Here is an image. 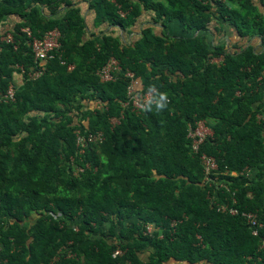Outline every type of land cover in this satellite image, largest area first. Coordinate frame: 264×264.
Here are the masks:
<instances>
[{
  "label": "trees",
  "instance_id": "16d2710c",
  "mask_svg": "<svg viewBox=\"0 0 264 264\" xmlns=\"http://www.w3.org/2000/svg\"><path fill=\"white\" fill-rule=\"evenodd\" d=\"M239 2L91 0L98 23L127 30L150 9L157 23L183 27L175 38L147 29L127 44L112 32L85 39L69 0H0V28L19 19L0 34V93L16 85L14 101L0 104V264H264V228L253 234L240 214L264 217V51L208 38L216 16L264 40L257 6ZM61 3L69 9L59 16ZM26 26L39 37L58 28L61 48L17 85V65L34 64ZM7 32L14 42L1 40ZM111 56L140 79L139 93L152 84L168 92V109L124 106L129 78L96 73ZM203 120L213 133L195 154L189 133ZM77 130L102 138L81 153ZM202 153L216 158L219 179L205 180Z\"/></svg>",
  "mask_w": 264,
  "mask_h": 264
},
{
  "label": "built area",
  "instance_id": "2783aa9c",
  "mask_svg": "<svg viewBox=\"0 0 264 264\" xmlns=\"http://www.w3.org/2000/svg\"><path fill=\"white\" fill-rule=\"evenodd\" d=\"M227 1V0H222ZM123 14V13H122ZM24 31H27L29 36V44L31 46L32 52H33V65H30L28 69H25L22 64H18V68L20 69V72L22 75L26 73L29 78L35 79L38 76L41 75L43 71H45L46 63L49 60H52L54 57H56V54L60 51L61 48V31L58 28L52 29L44 33L43 36L39 37L37 35H34V33L31 31L30 27L26 26L23 27ZM2 41H5L7 43H12L15 41L14 35L12 32H7L4 34L1 38ZM224 58V56H220L217 58L211 59L213 62L218 63ZM73 68V65H68L67 69L71 70ZM96 73L99 76L101 81H110L115 80L118 73H124V75L129 78V85L127 87V96H128V102H124L123 105H128L129 103L132 104L133 109L135 111H141L139 108V104L142 100V98L146 95L147 92L141 94L139 93V86L141 85V81L139 78L135 77V73L131 72L128 69H121L118 60L115 56H111L106 60V62L98 67L96 69ZM15 84H10V86L4 91L0 93V104L6 103L9 101H14L15 99ZM260 116V115H259ZM113 124L119 123V118L114 116L111 120ZM213 133V130L210 126L207 125V123L203 121H199L197 123V126L194 129L190 130L191 135V144L192 149L196 153L200 152L201 143L204 142L205 138L207 136H211ZM101 134L100 132L96 133H88L84 134L81 130H77L75 132V140L77 145L84 146L87 142L93 141V140H101ZM201 163L204 167V175L205 180L210 181L211 179H219V173L218 172V162L215 157L207 155L205 153L201 154ZM231 174L236 175V172H232ZM225 187V184L222 182L220 184V187ZM234 196V194H233ZM233 201L235 202V198H233ZM217 211L222 213H227L229 215H238V209L234 206L230 205L229 203H220L218 204ZM242 217L245 218L248 225L251 227L252 233L255 235H258L260 233L261 228L264 227V219H262L261 216L258 215V213L255 210H243L240 212ZM151 229V227H149ZM198 238L201 240V237L198 236ZM261 248L264 250V237L261 239ZM122 254L121 250H115L113 255L117 256ZM263 256H261L262 258Z\"/></svg>",
  "mask_w": 264,
  "mask_h": 264
},
{
  "label": "crops",
  "instance_id": "0c3cea01",
  "mask_svg": "<svg viewBox=\"0 0 264 264\" xmlns=\"http://www.w3.org/2000/svg\"><path fill=\"white\" fill-rule=\"evenodd\" d=\"M72 3V6L79 10V15L82 18L85 24V39L92 36H102L104 34L117 35L124 39L123 42L127 44H133L138 38L143 35V32L147 29H151L154 34H167L172 38L178 37L181 33H184L183 27L181 24L176 21H168L167 26L165 27L162 24V21L158 20L156 22V15L150 9H143L140 16L136 20L135 24L127 30L122 29L119 25L109 24L107 21L98 23L97 22V13L94 7L91 4V0H69ZM114 1V0H113ZM158 1V0H156ZM167 3V0H160ZM221 1V0H220ZM252 2L257 6L258 12L262 15V18L259 20L264 22V0H252ZM227 4L230 6L240 7L241 4L239 0H227ZM61 13L59 16L64 15L65 12L69 9L60 4ZM48 10H46L47 12ZM17 15H10V17L4 22L0 28V34L9 30L18 21ZM208 38L214 44H223L228 49V51H235V49H240L242 46H248L251 44L257 52L264 51V40L261 35L253 34L251 36L240 35L237 28L233 25H229L227 20L220 22L219 19L215 16L209 25ZM13 82L17 85H20L24 82V75L20 72V69L13 72ZM255 170L251 171V175H254Z\"/></svg>",
  "mask_w": 264,
  "mask_h": 264
},
{
  "label": "clouds",
  "instance_id": "9594fccd",
  "mask_svg": "<svg viewBox=\"0 0 264 264\" xmlns=\"http://www.w3.org/2000/svg\"><path fill=\"white\" fill-rule=\"evenodd\" d=\"M222 56V55H220ZM218 56V57H220ZM217 58V57H214ZM224 59V58H223ZM222 59V60H223ZM221 60V61H222ZM212 61V60H211ZM219 61V62H221ZM213 62V61H212ZM218 62V63H219ZM170 104V97L168 92L166 91H161L155 84H152L148 87L147 93L146 95L142 98L140 104H139V108L141 111L144 112H156V113H160L165 111L166 109H168ZM82 131V130H81ZM98 132V131H97ZM82 133L84 134H88V133H96L95 131H85ZM100 142L99 140H93V141H89L87 142L83 147L80 145H77L76 140H75V146L78 148V150L81 153H85L86 152V148L90 143H98ZM225 174H229L228 171L224 172ZM250 173V169L246 170V174ZM225 188L227 189V191L232 192L235 195V192L231 191L228 184H225ZM232 194V195H233ZM235 198V197H234ZM262 219H264V217H262ZM149 227H152V225H149ZM251 228V227H250ZM264 228V227H263ZM262 229V228H261ZM261 234V230L260 233L258 235ZM263 238V236H261V239ZM261 239H260V249L261 248ZM118 250V249H115ZM114 250V251H115ZM120 250V249H119ZM113 251V253H114ZM249 259H253L252 255L248 256ZM259 258H261V256H259Z\"/></svg>",
  "mask_w": 264,
  "mask_h": 264
}]
</instances>
